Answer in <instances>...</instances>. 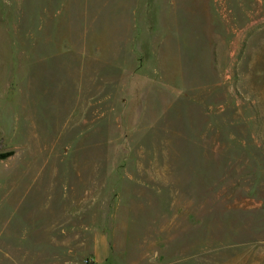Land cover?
I'll return each instance as SVG.
<instances>
[{
	"label": "rangeland",
	"instance_id": "1",
	"mask_svg": "<svg viewBox=\"0 0 264 264\" xmlns=\"http://www.w3.org/2000/svg\"><path fill=\"white\" fill-rule=\"evenodd\" d=\"M0 264H264V0H0Z\"/></svg>",
	"mask_w": 264,
	"mask_h": 264
},
{
	"label": "water",
	"instance_id": "2",
	"mask_svg": "<svg viewBox=\"0 0 264 264\" xmlns=\"http://www.w3.org/2000/svg\"><path fill=\"white\" fill-rule=\"evenodd\" d=\"M22 153L23 150L19 148L0 151V169L11 168L19 160Z\"/></svg>",
	"mask_w": 264,
	"mask_h": 264
}]
</instances>
